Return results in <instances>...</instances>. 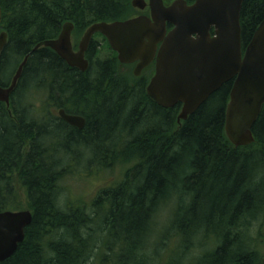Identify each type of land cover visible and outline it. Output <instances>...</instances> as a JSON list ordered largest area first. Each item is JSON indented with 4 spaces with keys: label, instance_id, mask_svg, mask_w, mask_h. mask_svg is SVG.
<instances>
[{
    "label": "trees",
    "instance_id": "trees-1",
    "mask_svg": "<svg viewBox=\"0 0 264 264\" xmlns=\"http://www.w3.org/2000/svg\"><path fill=\"white\" fill-rule=\"evenodd\" d=\"M132 1L0 0L2 86L29 55L10 107L0 101V212L21 209L20 184L33 213L25 240L0 264H263L249 225L264 215V105L255 141L235 146L225 130L233 81L179 122L182 104L164 108L138 90L117 72L113 50L84 73L49 47L33 51L66 22L81 34L129 18ZM263 19L264 0H244V50ZM96 36L90 56L100 52ZM61 108L85 126L68 125ZM88 158L83 169L121 165V178L91 202L63 200L64 180ZM167 207L164 232L157 219Z\"/></svg>",
    "mask_w": 264,
    "mask_h": 264
},
{
    "label": "water",
    "instance_id": "water-1",
    "mask_svg": "<svg viewBox=\"0 0 264 264\" xmlns=\"http://www.w3.org/2000/svg\"><path fill=\"white\" fill-rule=\"evenodd\" d=\"M244 0H133L141 14L124 20L90 25L74 48L73 22H66L58 37L38 43L54 50L71 67L86 72L87 52L95 34H102L122 64L138 62L134 73L155 61L156 71L148 96L159 106L182 104L178 121L188 119L224 84L233 81L226 111V134L235 146L255 141L253 126L264 105V19L245 48L241 11ZM3 10L0 4V27ZM8 43L0 32V58ZM29 55L18 66L9 86L0 84V101L9 108ZM69 125L82 129L86 118L59 110ZM33 221L31 210L0 212V262L15 254Z\"/></svg>",
    "mask_w": 264,
    "mask_h": 264
},
{
    "label": "rangeland",
    "instance_id": "rangeland-1",
    "mask_svg": "<svg viewBox=\"0 0 264 264\" xmlns=\"http://www.w3.org/2000/svg\"><path fill=\"white\" fill-rule=\"evenodd\" d=\"M135 13L136 12L134 11V14ZM83 34V32L80 34L74 31V41L79 43ZM96 41L98 42V49L100 50L98 55L100 59H107L110 56L113 57L112 49L108 41L102 35L97 36ZM117 70H119L120 74H129L127 73L129 70L126 69L124 66L119 65V63L117 66ZM12 77L10 78V80H12ZM72 148L78 149V147L74 145L72 146ZM91 159L93 158H88L85 161H81L79 164L82 165L79 167V170L76 171L77 174L69 175L68 178L64 180V187L61 194V198L63 200L72 199L77 201L83 197L85 198L86 202H91V200L96 197V195L102 188L112 185L114 182H117L119 178H121V173L124 169L121 165H115L114 168L110 169L109 167V169L106 170H98L95 168H93V170L83 169L86 164L91 162ZM110 163L112 164L113 162L110 161ZM17 186L21 197L20 210H30V208L28 207V199L25 193V189L20 184H18ZM169 214L170 209H168L167 207L160 213V217L157 219L158 223L160 222V228H165L164 232L168 227L166 223L168 222ZM249 228L251 231V235L254 238V246L256 249L258 248L260 254H262V263L264 264V215L260 216L257 220H253L252 223L249 225ZM175 242V238L172 237L168 240V244L166 245L168 247H173L175 245ZM167 246H164L163 250H166ZM168 255H166L167 257L165 259L168 258ZM194 256V254L192 256H189L188 260L193 261L195 258Z\"/></svg>",
    "mask_w": 264,
    "mask_h": 264
},
{
    "label": "flooded vegetation",
    "instance_id": "flooded-vegetation-1",
    "mask_svg": "<svg viewBox=\"0 0 264 264\" xmlns=\"http://www.w3.org/2000/svg\"><path fill=\"white\" fill-rule=\"evenodd\" d=\"M188 1V3L189 4H192V3H194V1L195 0H187ZM171 2V1H170ZM167 3H169V2H167ZM133 6V5H132ZM133 8H134V11L136 12L135 14H132L130 17H134V16H138V15H141V14H146V15H149V11L148 10H146V11H142V10H139V9H137V8H135L134 6H133ZM75 30V29H74ZM100 33H97L96 35H98V36H100L99 35ZM95 35V36H96ZM94 36V37H95ZM97 37V36H96ZM104 37V36H103ZM105 38V37H104ZM96 39V38H95ZM106 39V38H105ZM78 45H79V43H77V42H75L74 43V48L77 50L78 49ZM87 58H88V60H89V68H88V70L91 68V66H93V64L96 62V60L97 59H100V57L99 56H97L95 53H94V55L93 56H90L89 55V50H88V52H87ZM108 58H112V57H108ZM107 58V59H108ZM116 58L118 59V57H117V55H116ZM118 63H119V65H121V66H124L126 69H128L129 71L127 72V73H129V75L133 78V80L135 81V84H137V86H138V90H141V89H143V90H147V88H148V85H149V83H150V81H151V79H152V77L154 76V74H155V71H156V64H155V61L154 62H152L149 66H147V67H145L143 70H142V72L139 74V75H136L135 73H134V70H135V68H136V66H137V64H138V62L136 61V62H133V63H129V64H122L119 60H118ZM68 64V63H67ZM69 65V64H68ZM70 66V65H69ZM71 67V66H70ZM71 68H76V67H71ZM78 69V68H77ZM81 71V70H80ZM81 72H83V71H81ZM87 72V71H86ZM117 72L119 73V70H117ZM84 73V72H83ZM126 75H128V74H126ZM10 82H11V80H10ZM10 82H9V84L8 85H5L4 87H7V86H9L10 85ZM15 90H17V88L15 89ZM12 96V95H11ZM73 127V126H72ZM76 128V127H75Z\"/></svg>",
    "mask_w": 264,
    "mask_h": 264
},
{
    "label": "bare ground",
    "instance_id": "bare-ground-1",
    "mask_svg": "<svg viewBox=\"0 0 264 264\" xmlns=\"http://www.w3.org/2000/svg\"><path fill=\"white\" fill-rule=\"evenodd\" d=\"M66 111V110H65ZM67 112V111H66ZM68 113V112H67ZM68 114H73V113H68ZM73 115H80V116H82V117H84L82 114H73ZM69 125V124H68ZM70 126H72V125H70ZM73 127H75V126H73ZM76 128H78V127H76ZM78 129H80V128H78Z\"/></svg>",
    "mask_w": 264,
    "mask_h": 264
}]
</instances>
